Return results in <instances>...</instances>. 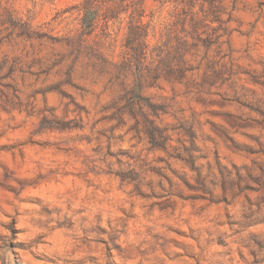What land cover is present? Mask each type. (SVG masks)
I'll use <instances>...</instances> for the list:
<instances>
[{
	"label": "clouds",
	"instance_id": "clouds-1",
	"mask_svg": "<svg viewBox=\"0 0 264 264\" xmlns=\"http://www.w3.org/2000/svg\"><path fill=\"white\" fill-rule=\"evenodd\" d=\"M0 264H264V0H0Z\"/></svg>",
	"mask_w": 264,
	"mask_h": 264
}]
</instances>
